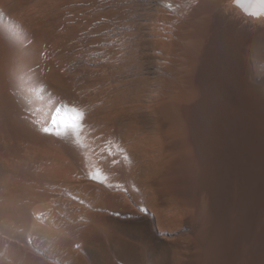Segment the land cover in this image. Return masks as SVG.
Masks as SVG:
<instances>
[{
  "label": "bare ground",
  "instance_id": "1",
  "mask_svg": "<svg viewBox=\"0 0 264 264\" xmlns=\"http://www.w3.org/2000/svg\"><path fill=\"white\" fill-rule=\"evenodd\" d=\"M160 1L155 17L134 15L128 46L108 37L90 59L83 31L96 12L34 3L0 14V163L7 176H42L52 200L70 198L59 188L82 178L72 196L87 219L105 204L163 248L179 244L181 224L195 226L181 264H264V73L247 67L245 51L264 61V15L252 14L255 0ZM139 44L167 77L146 98L118 79ZM77 80L79 134H44L58 109L78 106ZM138 116L156 118V132L138 134ZM97 171L101 179L89 178Z\"/></svg>",
  "mask_w": 264,
  "mask_h": 264
},
{
  "label": "rangeland",
  "instance_id": "2",
  "mask_svg": "<svg viewBox=\"0 0 264 264\" xmlns=\"http://www.w3.org/2000/svg\"><path fill=\"white\" fill-rule=\"evenodd\" d=\"M133 1L0 0V14L7 9L34 6V3H36V6L39 3V6H46V8H66V6L71 8L72 6V8H85L89 12L94 11L96 15L93 18L92 26L90 25L89 28L83 31L84 37L87 36L85 38L88 43L83 48V53L86 52V54L82 53V55L86 59V56L90 59V57H94L99 53L104 47L103 45H106L108 39H112L113 36V38L116 37L114 41H119V44L128 46L132 40L131 31L134 15H138L137 23H141L145 17L142 15L144 12V14H147L146 18L151 19L161 11L160 0H147L145 1L146 4L143 0ZM98 14L100 16H97ZM103 39L106 41H103ZM148 49V45L139 44V52H141L138 54L139 56L137 55L134 60L128 57V61L126 60L118 68V76L122 75L118 77V79H121L120 82L123 83L122 86L129 94L141 98L156 95L157 92V94L161 93V88L158 86L167 82V77L165 78L159 73L155 61L150 59L152 58L151 51ZM245 51L247 53V67L252 71L264 73V61L256 59L248 49ZM75 59L77 58L75 57ZM75 62V65L81 69V61L75 60ZM79 83L81 82L75 81V88H72L77 94L78 106L76 109L78 110L80 104L83 103L80 92L81 84ZM157 87L159 88L158 91L155 90ZM59 92H57L59 100L66 103L72 100L69 89H62L61 93ZM151 119L143 120L138 116L134 121L136 132L138 134H154L158 122H156V118ZM34 176L32 173H29V175L25 173L17 176H7L3 164L0 163V264H181V247L187 241V239L183 241L185 239L183 237L193 235L195 226L190 227L181 224V227L185 230L184 236L180 234L176 238L182 240L179 244L175 243L169 248H163L152 242L147 235L139 233V226L124 221V217L117 215L110 207L106 208L105 204L99 209L91 208L90 219H87L85 204L78 197L72 196L80 192L79 186L82 184V178L78 179V176L71 177L73 180L69 179L72 182L68 181V187L62 186L63 188H59L61 191H66L67 195H71L70 198L52 200L43 196L47 192L50 193L51 190L47 186H43L45 183L41 179L42 176L38 175L39 183L35 182L36 178ZM13 193L19 194V198L13 197ZM158 198L162 203V207H172L173 202L167 195L159 193ZM180 222L179 220L178 223ZM100 226L109 230L106 237ZM188 226L191 229L187 228ZM186 230L191 234L187 233Z\"/></svg>",
  "mask_w": 264,
  "mask_h": 264
},
{
  "label": "snow or ice",
  "instance_id": "3",
  "mask_svg": "<svg viewBox=\"0 0 264 264\" xmlns=\"http://www.w3.org/2000/svg\"><path fill=\"white\" fill-rule=\"evenodd\" d=\"M257 10L253 12V15H264V0H255ZM246 6V5H242ZM84 119L83 113L76 108L58 109L55 115L50 117V126H43L40 130L47 135H54L61 137L66 134L78 135ZM89 178L94 180L101 179L99 171L95 175L90 174ZM146 211V209H145Z\"/></svg>",
  "mask_w": 264,
  "mask_h": 264
}]
</instances>
